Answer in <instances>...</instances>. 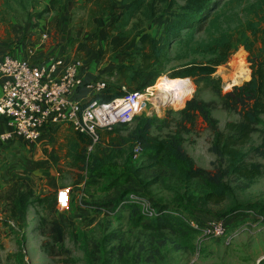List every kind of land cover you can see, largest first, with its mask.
Returning <instances> with one entry per match:
<instances>
[{
    "label": "rangeland",
    "instance_id": "obj_1",
    "mask_svg": "<svg viewBox=\"0 0 264 264\" xmlns=\"http://www.w3.org/2000/svg\"><path fill=\"white\" fill-rule=\"evenodd\" d=\"M256 1L214 0L216 4L213 12L221 15L220 29L227 31L238 25L246 18L250 6ZM176 3L179 5L182 1L176 0ZM79 4V0L74 2L75 9L70 16L69 30H73V36L76 31L79 33L89 29L87 21L81 19L83 13L77 9ZM9 6L10 9L0 10V39L15 36L16 44H19L34 34L30 31L34 26L49 31L48 21L35 25L39 18L47 17L44 14H47V10L43 0H28L23 6L18 4V0H14L9 1ZM119 6L124 8L123 5ZM55 18L54 21L66 22L62 17ZM171 21V16L163 13L146 27L156 38L159 47L164 44V31ZM68 26L66 23L60 29H68ZM209 27L206 25L203 32L194 34L191 43L206 41ZM209 30L214 32L212 28ZM48 36L49 33L46 34ZM170 44L167 52L169 61L165 63L161 77L167 81L175 78L189 80L191 92L183 99H186L184 105L175 109L169 103L167 106L161 105L162 100L158 102L154 99L162 87L161 82L156 79L153 85L148 86L151 87L148 90L150 94L144 96L138 113L127 123L126 129H120L119 134L126 135V130L135 124L136 117H150L152 125L149 132L152 135L163 137L177 132L182 139L183 149L194 163L213 170L217 158L210 150V128L200 116L189 122L182 118L180 111L188 100L195 98L210 104V115L216 119L220 130L224 129L226 122L237 121L238 112L223 109L219 95L250 79L248 53L243 47H239L226 63L217 65L209 76L181 77L179 72L182 64L204 63L211 56L189 52L186 40H172ZM100 79L109 82L110 73H105ZM173 91L175 90L168 88L162 96L173 98ZM259 117L258 128L262 130L264 114ZM113 127L118 129L119 125ZM61 128H55L47 141L42 137L33 143H16L17 150L21 151L12 153L11 161L16 169H24L26 165L37 170L39 174L31 175L32 182L44 181L43 177L49 175L48 166L54 165L57 170L54 176L56 187L41 183L40 187L45 189H36L35 196L65 189L68 206L60 208L56 205L51 208L48 203H33L26 208L25 220L19 222L11 217L9 201L5 199L12 184L9 188L3 185V189H0V264H264V212H259L254 207L226 212V204L208 205L202 210H194L192 205L186 208V202L177 200L176 195L198 196L201 191L199 181L180 180L176 174L150 159L151 153L143 150L135 155L133 150L132 153L126 152L111 162L103 172L79 176L76 168L71 165L67 150L59 147ZM261 136L262 133H255L244 146V151L247 152L246 162H257L264 166V155L250 150L252 146L260 144ZM108 171L121 177V185H109ZM123 173L124 177L121 176ZM23 174H19L18 180L28 183L27 178H22ZM125 179L128 180L124 181ZM227 181L241 202L264 205V173L247 187H242L243 182L235 176L228 177ZM117 192L124 196V200L111 205ZM131 197L143 201L141 204L131 203L128 201ZM171 208L185 210L190 217L200 222L222 218L225 229L221 234L202 231L190 227L188 220H183L175 227L180 229L172 231L163 227L169 218L163 214L169 215L168 210ZM150 209L157 216L163 217L148 216L146 212ZM159 212L162 213L158 215ZM56 225H59L67 252H61L50 237Z\"/></svg>",
    "mask_w": 264,
    "mask_h": 264
},
{
    "label": "trees",
    "instance_id": "obj_2",
    "mask_svg": "<svg viewBox=\"0 0 264 264\" xmlns=\"http://www.w3.org/2000/svg\"><path fill=\"white\" fill-rule=\"evenodd\" d=\"M9 1L14 0H2L0 10L10 9ZM27 1L18 0V4L23 6ZM79 1L77 9L82 11L81 19L87 21L88 27L94 29L91 22L95 18L114 16L108 27L107 37L116 35L136 40L126 50L125 62L117 64L114 72L110 74L113 79L107 82L101 94L96 96L100 100L106 101L127 92H140L153 85L163 74L164 65L169 61L167 52L172 40L173 42L186 40L189 52L211 56L204 63L182 64L179 72L181 77L209 76L217 65L226 63L239 47H243L248 53L247 61L250 63L251 75L248 81L233 86L231 90L219 95L223 109L233 110L239 114V119L226 122L223 130L218 128L216 119L211 117L209 103L193 98L188 100L180 111L182 118L189 122L200 116L210 128L212 132L210 150L217 158L213 170L199 167L194 163L183 149L182 139L177 132L163 137L154 136L149 132L152 119L141 116L135 118V124L126 130V135L119 134V131L121 128L126 129L127 123L117 124L118 129L114 127L99 129L96 143H92L85 133L71 125H63L61 135L58 136L59 147L67 150L71 165L76 168L78 175L91 176L103 172L112 164L111 162L126 152L132 153L135 146H138L141 151L151 153L150 159L176 174L180 180L199 181L201 191L198 196L176 195L177 200L186 202V208L192 205L194 210H202L208 205L226 204V212L243 207H254L259 212H264V205L261 203L238 200L234 188L227 181L228 177L235 176L243 182L242 187H247L264 173L262 164L245 161L247 152L244 151V146L251 141L252 136L260 132L262 133L260 144L252 146L250 150L264 155V129L258 128L259 116L264 114V0H257L252 4L246 18L227 31L220 29L221 15L213 12L216 4L214 0H181L182 3L179 5L176 0ZM118 3L124 6L120 11L116 9L120 7ZM163 13H168L172 21L165 28L164 44L159 47L156 38L146 27ZM6 22L9 23L8 20ZM206 25L214 32L207 28L209 33L206 41L191 43L194 34L203 32ZM121 176L124 177V173ZM108 178L111 187L121 185V177L115 173L108 171ZM126 180L128 179L124 181ZM35 191L27 182L19 180L14 181L7 190L5 199L9 201L11 217L16 221L25 220L26 208L30 204L48 203L51 208L57 205V191H49L42 196H35ZM116 194L111 205L124 200L123 195H119V192ZM175 211L180 215L163 214L164 217H169L163 227L172 231L180 229L175 228L177 223L193 219L185 210ZM50 237L61 252H67L63 246L59 225L52 230Z\"/></svg>",
    "mask_w": 264,
    "mask_h": 264
},
{
    "label": "built area",
    "instance_id": "obj_3",
    "mask_svg": "<svg viewBox=\"0 0 264 264\" xmlns=\"http://www.w3.org/2000/svg\"><path fill=\"white\" fill-rule=\"evenodd\" d=\"M41 35L46 38V34ZM60 67L61 72L57 74ZM0 77L4 79L0 95V114L10 120L14 130L12 136H17L23 143L36 142L44 134L63 124L85 133L92 143H96L99 129L130 123L141 108L144 96L150 94L148 90L151 88L146 87L140 92H127L104 101L96 98L106 87L105 82L98 81L94 84L97 95L82 106L70 98L72 91L82 84L77 63H65L54 57L49 66L42 69L30 64L27 59L9 53L0 56ZM177 96V99L162 101L161 105L167 106L169 103L175 109L181 107L186 99L182 100L184 96L180 93ZM10 137L2 136L8 141L13 139ZM133 151L135 155L141 150L135 146ZM128 201L141 204L143 200L131 197ZM57 205L60 208L68 206L65 189L57 190ZM160 213L162 212L158 215ZM168 213L180 215L175 209L168 210ZM146 214L157 216L151 209ZM188 223L194 229L216 234H221L225 229L222 218H211L204 222L189 219Z\"/></svg>",
    "mask_w": 264,
    "mask_h": 264
},
{
    "label": "crops",
    "instance_id": "obj_4",
    "mask_svg": "<svg viewBox=\"0 0 264 264\" xmlns=\"http://www.w3.org/2000/svg\"><path fill=\"white\" fill-rule=\"evenodd\" d=\"M43 1L44 7L47 10V14H44L47 17L39 18L35 25L42 21H48L47 27H50L49 31L46 32L42 28L41 30L44 31L42 32L38 27L34 26L30 30L34 34L28 37V39H23L19 44H16L15 36L9 39H0V56L9 53L13 56L27 59L30 64L42 69H46L54 57L60 58L65 63H77L82 84L76 90L72 91L70 98L79 102L82 106L86 105L91 98L97 95L94 84L101 81L100 78L104 77L105 73H113L117 64L125 62L126 50L136 40L120 38L116 35L107 37L108 27L112 23L114 16L95 18L91 22L94 29L89 27V29L82 30L79 33L76 31L75 36H73V30L71 32L69 30L71 26L70 16L75 9L74 2L76 0ZM115 1L119 2V0ZM116 9L118 11L121 10L120 7ZM55 17H62L66 22L54 21L53 19ZM66 23L69 25L68 29H60ZM41 33H49V36L42 38ZM61 69L60 67L57 74L61 72ZM112 79L113 77L110 76V80ZM3 81L4 79L0 77V95L2 93ZM63 125L57 127H63ZM54 129L44 134L45 141L51 137ZM13 132L14 130L10 124V120L3 114H0V138L2 136L8 138L11 136L10 138H12ZM19 142L21 140L17 136H14L9 141L4 138L0 139V189H3V185L9 188L14 181L20 178L19 174L22 173H24L22 178H27L29 186L35 190L45 189V187H40L41 183L45 186L55 188L56 182L54 176L57 170L54 165L53 167L48 166L49 175L44 176V181L42 182H32L31 175L39 174L37 170L26 165L24 169L22 167L15 168L16 166L11 161V157L12 153L21 151H18L16 147V143Z\"/></svg>",
    "mask_w": 264,
    "mask_h": 264
},
{
    "label": "bare ground",
    "instance_id": "obj_5",
    "mask_svg": "<svg viewBox=\"0 0 264 264\" xmlns=\"http://www.w3.org/2000/svg\"><path fill=\"white\" fill-rule=\"evenodd\" d=\"M182 79H183L182 81H184V82L180 83V81L177 80V79H172L170 81H167L161 76L158 77L157 81L161 82V85H162L163 88L162 87L160 88L161 90L158 91L159 93L154 97V99H156L158 102H161V100L162 101L166 100L167 97L165 98L164 96H162V93L168 88H171L172 90H175V91H173V93H174L173 98L177 99V97H178L177 93H180L185 98V96L189 95L190 92H191V89H189V87H190L189 83L190 82H189V80L187 78H182Z\"/></svg>",
    "mask_w": 264,
    "mask_h": 264
}]
</instances>
